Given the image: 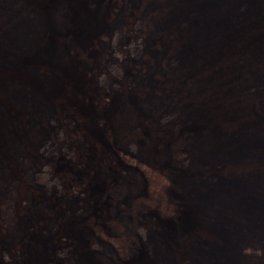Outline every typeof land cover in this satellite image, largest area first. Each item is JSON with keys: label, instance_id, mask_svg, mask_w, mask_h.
Instances as JSON below:
<instances>
[{"label": "rangeland", "instance_id": "1", "mask_svg": "<svg viewBox=\"0 0 264 264\" xmlns=\"http://www.w3.org/2000/svg\"><path fill=\"white\" fill-rule=\"evenodd\" d=\"M0 264H264V0H0Z\"/></svg>", "mask_w": 264, "mask_h": 264}, {"label": "bare ground", "instance_id": "2", "mask_svg": "<svg viewBox=\"0 0 264 264\" xmlns=\"http://www.w3.org/2000/svg\"><path fill=\"white\" fill-rule=\"evenodd\" d=\"M29 25H30V26H29ZM29 25H28V27L31 28L30 31L33 32V29H34L35 27L31 24V22L29 23ZM32 27H33V28H32ZM27 35H28V37H30V39H31L32 37H35V36H34V33H28ZM226 200H228V199L226 198ZM233 201L235 202V203H234L235 206H239V203H241V200L238 199V198H235L234 200H232V202H233Z\"/></svg>", "mask_w": 264, "mask_h": 264}]
</instances>
